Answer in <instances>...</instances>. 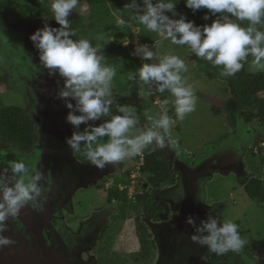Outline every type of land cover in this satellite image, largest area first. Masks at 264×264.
Listing matches in <instances>:
<instances>
[{
    "label": "clouds",
    "instance_id": "clouds-1",
    "mask_svg": "<svg viewBox=\"0 0 264 264\" xmlns=\"http://www.w3.org/2000/svg\"><path fill=\"white\" fill-rule=\"evenodd\" d=\"M177 2L131 0L125 5V10L131 13V22L159 35L160 39L154 44L156 49L161 48L163 41L186 47L200 60L213 66H222L220 75L223 77H232L240 72L249 55L254 58L252 64L256 69L264 71V31L257 28V25L264 26V0H184L186 7L193 12L204 8L216 17L210 24L204 25H197L184 14H178ZM78 4L79 0H52V17L60 27L42 22L45 25L31 33L29 38L38 49L40 64L48 70L49 75L58 72L64 77L59 96L70 109L66 121L73 126L71 135L65 137L68 148L73 152H82L93 166L101 170L108 164L115 166L138 156L125 178L117 177L118 180L113 183L130 195L134 193L132 189L137 181L145 179L141 172L145 164L144 150L153 144L155 150L164 149L169 144L174 146L175 143L170 131L174 114L172 110H167V101L161 99L157 91L164 92L167 89L172 94L175 98V116L183 121L186 115L196 110L195 88L184 75L188 72L185 59L173 51L161 54L147 44L141 45L140 35L126 37L123 46L131 42L126 52L140 56L142 60L152 61L142 63L129 79L135 80L138 75L144 84H156L157 88H153L152 92L149 88L140 95L149 93L154 106H158L161 112L158 118L148 116L151 126L143 129H136L139 116L134 106L117 104L116 109L120 114L113 115V80L117 69L115 65L104 62L102 54L105 51L100 50L99 45L93 46L85 37L72 39L76 32L71 28L68 17ZM204 19L208 20L209 16L206 14ZM245 21L247 26L240 23ZM118 25H125V21H118ZM68 98L74 100L75 104ZM102 117L110 119H105L98 126L89 123ZM81 124L84 125L83 130H80ZM37 135H42L40 128L37 129ZM184 153L190 154L187 151ZM5 155L7 153L0 150V156ZM208 183L202 186L200 192L205 191ZM51 191V180L36 164L31 163L29 167L26 157L7 161L0 169V247L14 243L11 237L4 234L8 231L10 218L17 217L26 204L39 207L41 201L47 199L46 193ZM206 197L207 194L204 204L209 206L211 213L214 207L207 202ZM176 215H179L178 211ZM185 219L188 225L195 227L189 239L202 247L206 246L207 250L217 255L230 251L238 253L247 243L241 236L240 225L233 220L221 221L209 214L207 219L197 225L193 215Z\"/></svg>",
    "mask_w": 264,
    "mask_h": 264
},
{
    "label": "flooded vegetation",
    "instance_id": "flooded-vegetation-1",
    "mask_svg": "<svg viewBox=\"0 0 264 264\" xmlns=\"http://www.w3.org/2000/svg\"><path fill=\"white\" fill-rule=\"evenodd\" d=\"M47 23L52 27L59 25L56 21ZM44 25L22 27L24 33L20 28L7 30L6 35L15 39L14 45L5 35H0V38L21 53L20 56L10 59V65L13 66L8 65L0 54V76L9 73L11 80L8 82L12 88L7 90L20 91L24 103L19 106L33 123L30 139L9 141L2 138L3 133L0 132V150L7 153L0 156V169L7 161L23 156L28 159L29 167L31 163L36 164L52 182V191L46 193L47 199L42 200L39 207L26 204L15 217L16 222L13 218L9 222L17 225L14 238L17 239L15 244L20 251L26 253L29 250L27 248L32 247L42 254L46 249H56L69 264H100L102 251L109 247L107 239L116 223L114 219H117L120 211L121 202L116 197L111 198L110 189L117 177L125 176L131 165L126 159L115 166L108 164L101 170L93 166L82 152H73L68 148L65 137L71 135L73 126L66 121L70 109L59 96L64 77L58 72L49 75L48 70L40 64L39 51L30 48V34ZM29 82L36 87L35 90ZM41 88L44 89L42 96L36 92ZM113 95L112 114L117 104L139 99L125 90ZM68 99L75 104L74 100ZM43 107L45 110H42ZM45 111L51 117H46ZM158 112H161L159 107ZM105 119L110 117H102L89 123L98 126ZM240 124L231 126L230 137L203 157L180 153L172 144L160 149L172 164L171 179L155 186L144 177L143 181H137L132 189L134 193H127L128 200L132 203H136L139 194H147L149 199L159 205L162 212V216L158 218L150 219L142 215V220L148 227V237L152 241L151 255L142 264H225L223 261H211L206 246L202 247L189 239V234L195 232V227L188 225L185 218L193 215L197 225L201 220L207 219L209 214L221 221L226 220L224 210L227 205L224 203L214 204L211 213L204 201L202 205L194 203L198 201L197 196L202 191V186L216 175L233 173L241 178L250 176L251 171L244 170V156L260 152L259 146H264V128L256 121ZM38 128L42 135H37ZM83 128L84 125L81 124L80 130ZM91 187L100 193L102 203L98 207L90 204V210H82V197ZM177 211L179 215H176ZM139 250L140 247L137 251ZM28 256V261L43 264L41 258H38L39 255L37 259L41 261L33 257L32 260L31 254ZM257 259L260 264H264V250L257 254Z\"/></svg>",
    "mask_w": 264,
    "mask_h": 264
},
{
    "label": "rangeland",
    "instance_id": "rangeland-1",
    "mask_svg": "<svg viewBox=\"0 0 264 264\" xmlns=\"http://www.w3.org/2000/svg\"><path fill=\"white\" fill-rule=\"evenodd\" d=\"M47 2L49 10H51L52 0H48ZM75 10L76 12L79 11L87 14L88 5H84L83 0H79L78 6L73 10L70 18L78 16L74 12ZM38 11H41V9L40 7H37L36 9L33 0H0V14L4 16L3 19L14 26L16 24H22L23 26L37 17H43V23L55 21L52 17L53 13H50L49 16H52L47 18L46 10L43 14ZM0 20H2V18H0ZM127 29H131L136 35H139L138 28L131 25L128 26V23L125 22V25H122L121 27H115V25L112 24L110 29H103L101 40H105L107 42L109 38L111 40L115 38H122L125 41V32ZM7 30H11V28H8ZM0 35H2L1 32ZM4 37L14 45L15 39H13L12 36L5 34ZM158 39H160V37ZM154 44L155 41L148 44V46L154 51H159L161 54L167 51H173L175 54L185 59V62L188 65V72L184 75L187 77L188 82L193 84L195 88L197 103L196 110L194 112L186 115L183 121L178 120L175 116V98L167 89L164 92H157L160 98L167 101V103H165V107H168L167 110H172L174 114V117H171L173 118L174 124L170 130L172 138L175 141V143H173L174 146L179 150L189 152L192 157H203L207 155L217 144L230 137L231 122L232 119L234 120L231 116L233 113L235 118L238 117L242 119L239 110L240 102H238L236 106H234L233 103L230 106L228 105V102H230L229 100L233 95L232 89L235 86L234 76H221L220 72L222 70V66L213 68L199 65L196 59L193 58V53H191L186 47L171 45L169 41H163L161 48L156 49L154 48ZM31 47L33 48V46L30 45V48ZM104 47L105 46H103V44L100 45L101 49ZM139 58L141 59L140 56ZM126 61L124 60V63H126L124 66L116 67L117 75L113 80V93L125 90V84L129 80V73L133 67V63H127ZM104 62L107 64L112 63L105 56ZM144 62L152 61H145L141 59V64ZM146 85L149 86L151 92L153 91V88H157L155 83ZM140 92L142 93L146 91L141 90ZM148 94L149 93L142 96V99H140L141 104L137 103V101L122 102L120 104L130 105L136 108L137 115L139 116V124L136 126V129H143L151 126V121L148 120V116H154L156 118L159 117L160 112H158V107L154 106L152 102L153 98L150 99ZM0 96L1 100L7 105H23L24 103L20 91L7 90L4 84L0 85ZM212 97L224 102L219 115L215 114L213 111V103L211 101ZM145 106L147 107V110H145ZM112 111L113 114H120L118 113L116 106ZM104 139L106 140L107 137ZM244 158V162L247 164L244 166V170H250V173L252 174L253 172L251 167L253 163H256L257 157H254L252 153H248L244 156ZM127 160L129 164L132 165L133 160ZM243 173L247 175L245 171H243ZM240 179V177L233 173L216 175V177L210 180L207 184L205 189L207 194L206 198L207 202L211 205L216 203L227 204V207L224 210L225 219L241 223V236L247 242L241 250L244 264H260L257 259V254L264 250V203L258 204L255 201H252L246 193L244 186L241 184ZM100 197V193L97 189L92 187L87 189L82 197V201H84L82 210H90V204L94 207H98L102 203ZM80 210L81 209H78V211ZM133 219L134 216L133 218L120 220L119 225L117 224L118 220L114 219L116 223H114L113 227H115L117 234L115 236V240H113L112 250L118 252H125L126 250L127 252L130 250L137 251L139 249L141 244L135 231L136 222L132 221ZM113 231L114 229L112 232Z\"/></svg>",
    "mask_w": 264,
    "mask_h": 264
},
{
    "label": "trees",
    "instance_id": "trees-1",
    "mask_svg": "<svg viewBox=\"0 0 264 264\" xmlns=\"http://www.w3.org/2000/svg\"><path fill=\"white\" fill-rule=\"evenodd\" d=\"M34 6L40 7L42 14L47 11L46 17L50 18L51 10L48 8V0H33ZM84 5H88V13L84 14L79 11H74L78 16L69 19L71 28L76 32V35L72 39H79L80 37L88 38L93 46L102 45L105 46L103 56L112 62L111 65L116 67L124 66V60L127 63H133L132 70L129 73V77L137 72V69L141 66V59L138 56L132 55L131 52H126L123 46L122 38H115L106 42L101 40L103 29H110L112 24L118 27V21L123 20L128 23V26H134L139 29L140 41L142 44H150L159 38L156 33L148 32L136 23L130 21L131 13L125 10V5L129 4L131 0H83ZM141 2V0H138ZM155 2V0H153ZM176 12L178 14H184L187 19L192 20L197 25L210 24L216 17L209 12L207 9H199L193 12L187 8L184 0H178L176 3ZM209 16L208 20L204 19L205 15ZM169 15H171L169 13ZM44 16V15H43ZM0 32L2 35L8 34L6 31L8 28L21 29L28 25H40L44 21L43 17H37L33 21L27 22L22 26L13 25L7 22L3 15L0 14ZM175 18H178L175 17ZM6 21V23H5ZM243 26H247V22H240ZM7 24V25H6ZM127 25V24H126ZM60 27V26H58ZM57 27V28H58ZM121 27V26H120ZM258 30L264 31V26L257 25ZM24 29H21L23 31ZM102 30V31H101ZM22 33V35H23ZM126 37L134 38L136 34L131 30L127 29L125 32ZM22 40V39H21ZM33 46V50H38L34 46L33 42L30 43ZM101 50V48H100ZM199 65L205 67H218L213 66L207 61L200 60L195 57ZM254 58L249 55L247 61L244 64L243 69L234 76V88L232 89V96L228 105L232 103L234 106L240 102L239 110L242 119L236 117L234 113L231 115L232 119L231 126H240L242 123H250L254 120L264 128V71L257 70L252 64ZM110 64V63H109ZM220 67V66H219ZM11 77L8 72L3 73L0 76V85L4 84L6 88H12L8 81ZM142 89L148 90L149 87L139 80L138 75L135 80H128L125 84V91H128L134 98L138 99L137 103L141 104L142 96L140 91ZM163 99V98H161ZM153 102V101H152ZM125 103V102H123ZM224 103V102H223ZM222 103V105H224ZM121 104V103H120ZM143 105V104H142ZM151 105V104H150ZM213 105V111L219 115L221 107L216 104ZM147 106V105H146ZM145 106V108H147ZM232 107V106H231ZM238 124V125H237ZM0 132L3 133L2 138L9 141H19V139L25 140L30 139L33 134V123L27 118L23 108L19 105H7L1 100L0 96ZM229 146V145H228ZM155 148L154 145L144 150L145 164L141 167L142 174L147 177L148 182L155 186H159L171 179L173 175V169L171 162L164 156L159 148ZM260 152L253 155L257 157L256 163L252 164V174L248 178H241L240 182L244 186V189L250 199L258 204L264 203V147L259 146ZM181 152V151H179ZM138 157V156H137ZM135 158H132L134 161ZM243 162V166H245ZM131 168L128 169V172ZM255 172V174H254ZM257 174V175H256ZM118 180V179H117ZM111 198L116 197L119 200L120 211L117 215L118 225L120 220L133 218L132 221L136 222V234L140 241L139 251H127L118 252L113 250V240L117 234L115 227L114 231L109 234L108 246L105 251H102L101 263L100 264H142L145 260L148 261L151 255V244L152 241L148 237V227L145 221L142 220V215L147 218H158L162 216L159 205L155 201L148 198L147 194H139L136 203H132L128 200L127 191H121L115 184L110 189ZM237 224H241L238 222ZM111 253V255H110ZM208 255L213 262L223 261L225 264H244V260L240 252H228L224 255H217L211 251H208Z\"/></svg>",
    "mask_w": 264,
    "mask_h": 264
},
{
    "label": "water",
    "instance_id": "water-1",
    "mask_svg": "<svg viewBox=\"0 0 264 264\" xmlns=\"http://www.w3.org/2000/svg\"><path fill=\"white\" fill-rule=\"evenodd\" d=\"M130 46H131V42L128 43V45L125 46L124 49L127 51ZM0 54L4 57L3 60L7 61L8 65H10L9 61H11L10 59H12L13 56L18 57L21 55L19 50L14 49L12 46H10L8 43H6L2 38H0ZM10 66H13V65H10ZM23 67H25V66H23ZM14 69H16V68H14ZM29 84L31 86H33L31 84V82H29ZM33 88H34V86H33ZM35 88H34V90H35ZM43 90L44 89H42V88L37 89L36 92L42 96V95H44ZM211 100L217 106L221 105L220 100H218L217 98L212 97ZM42 110H45V107H43ZM44 115L46 117L47 116L49 117L50 113L45 111ZM57 116H58V114H57ZM205 196H206L205 191L199 192V195L197 196L198 201L196 203H194V205L195 204L202 205ZM21 214H24V213H21ZM13 219L15 221V218H13ZM23 221H21V222L23 223ZM10 222H12V221H10ZM10 222H8V231H6L4 234L6 236L11 237L13 239L14 243L11 245H8V246L0 247V264H34L31 260L28 261V258H29L28 254L29 255L31 254V259L33 257V259H35V260H39V259H37V256L39 255L40 257H38V258H41L43 264H69L66 262V258L64 256H60L59 251H57L56 249H50V251L48 249H46L45 252L42 253L43 255L40 253H37V251L32 247L31 248L28 247L27 249H29V250H27L26 253L23 251H20L18 249L19 248L18 245L15 244L17 242L16 241L17 239H16V237L14 238V234H16L15 232H17V230L15 229L17 227V225L12 224V223L10 224ZM41 260H39V261H41Z\"/></svg>",
    "mask_w": 264,
    "mask_h": 264
},
{
    "label": "built area",
    "instance_id": "built-area-1",
    "mask_svg": "<svg viewBox=\"0 0 264 264\" xmlns=\"http://www.w3.org/2000/svg\"><path fill=\"white\" fill-rule=\"evenodd\" d=\"M135 47H137V45H135Z\"/></svg>",
    "mask_w": 264,
    "mask_h": 264
}]
</instances>
